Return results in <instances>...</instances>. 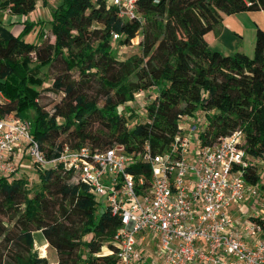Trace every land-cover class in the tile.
Masks as SVG:
<instances>
[{
  "label": "trees",
  "instance_id": "16d2710c",
  "mask_svg": "<svg viewBox=\"0 0 264 264\" xmlns=\"http://www.w3.org/2000/svg\"><path fill=\"white\" fill-rule=\"evenodd\" d=\"M135 6L141 24L119 19L103 0H59L47 20L53 40H45L39 26L37 44L21 37L32 23L23 21L14 35L12 22H0V94L6 99L0 101V116L28 118L32 110L30 135L50 157L63 146L102 149L113 143L129 153L141 152L146 144L151 153L160 152L176 133L178 121L199 111L204 117L197 136L200 144L238 129L244 149L264 162V31L255 29L251 56L222 55L204 39L223 15L264 10V0H135ZM33 7L34 0H0V9L10 14ZM112 33L118 38L112 39ZM136 34L138 53L115 59L109 41L129 44ZM56 59L62 70L52 78L50 89L61 96L47 113L37 103L43 83L40 69ZM91 82L94 97L83 89ZM150 87L155 94L144 106L146 120L127 126L117 105ZM97 97L102 99L99 106ZM61 133L65 136L56 143ZM129 170L147 174L148 167L137 164ZM244 176L253 184L260 176L264 180V170H248ZM37 177V185L31 182L34 188H29L22 177L7 181L0 176V211L12 221L8 230L0 222L5 252L0 250V264H50L32 249L34 231L54 248L56 262L49 257L51 264H77L82 254L84 264H110L111 254L96 253L104 245L115 250L116 217L106 208L94 215L93 195L70 171L44 169ZM86 234L88 239L83 238Z\"/></svg>",
  "mask_w": 264,
  "mask_h": 264
},
{
  "label": "built area",
  "instance_id": "2783aa9c",
  "mask_svg": "<svg viewBox=\"0 0 264 264\" xmlns=\"http://www.w3.org/2000/svg\"><path fill=\"white\" fill-rule=\"evenodd\" d=\"M103 1L119 19L141 24L135 0ZM111 36L118 38L117 33ZM181 120L160 152L151 153L146 144L141 152L129 153L113 143L102 149L63 146L47 157L30 135L29 120L1 115L0 176H13L14 157L21 151L31 157L37 174L44 169L70 171L88 193L103 196L118 226L112 237L115 250L96 255L111 254L110 264H156L153 259L160 264H264V209L242 204L247 196H264V180L258 192V180L247 183L244 176L248 170L259 174L260 158L244 149L238 129L211 144H200L198 137L191 144ZM137 164L147 165V174L129 170ZM143 233L150 235L148 258Z\"/></svg>",
  "mask_w": 264,
  "mask_h": 264
},
{
  "label": "rangeland",
  "instance_id": "374dc122",
  "mask_svg": "<svg viewBox=\"0 0 264 264\" xmlns=\"http://www.w3.org/2000/svg\"><path fill=\"white\" fill-rule=\"evenodd\" d=\"M58 1L59 0H34L33 9L24 14H10L6 8L0 9V22L3 24H8L12 22L11 31L14 34L20 32L23 21L32 23L31 27L28 30L23 31L21 33V37L25 42L37 44L41 38V35L37 33L40 27L43 28V30L46 32V36L44 37V39L48 40L49 42H52L53 38L49 33L47 20L49 19L50 9L54 8L56 4L58 3ZM138 39H139V35L136 34L131 39V42L129 44H118L117 40H110L109 43H110L111 51L115 59L121 60V59L126 58L129 55L137 54L138 53V46H137ZM61 70H62V63L59 59L54 60L50 65L43 66L40 69V71L43 73V83L38 88L39 94L37 97V103L47 113H51L53 110V106L60 101V96H61L60 93L54 90H51L50 84H51L52 78L56 74L61 72ZM73 76L77 77L76 73H73ZM95 87L96 86H94L93 82L83 85V89H85L86 95H88L89 97L95 96V92H96ZM154 94H155L154 87H150L144 90H138L134 93L133 100L126 101L120 105H117L116 110L120 113L119 116L124 118L125 122L127 123V126L132 125L137 121L146 120L144 106L146 103L150 101L151 97H153ZM95 100L97 101V105L99 106L102 99L97 97ZM0 101L5 102L6 99L3 98L2 95H0ZM32 114H33V111L29 110L28 116L30 118ZM194 114L182 119L179 122L184 132L189 135V138L191 139V144L195 143V139L197 138V135L202 131L203 125H204L203 124L204 123L203 113L196 111L194 112ZM29 117L26 119L31 122V119ZM97 124L98 122H94V125H97ZM193 124H195L197 127L194 129H191V125ZM64 136H65V133L59 134L55 142L57 143L58 141L63 139ZM14 158H15L14 164L17 167V169L13 173V176L12 175L5 176L7 181L22 177L27 181L26 183L27 187L29 186V188H31L33 187L32 185L36 186L37 185L36 181H38V179H36L37 171L33 169L34 167L32 164L31 157L27 154L22 155L21 151H18ZM256 170L260 174L264 170V162H262V160L260 159L257 163ZM31 174L34 175V178L32 180H30ZM29 183H31L32 185H29ZM256 188L258 192H261V188H263L261 176L258 179ZM92 198L94 200L93 213L94 215H98L99 212L103 211V209L105 208L104 197L100 195H93ZM242 204H244L245 207L247 208H249V206L253 207L258 212L262 211L264 209L263 208L264 196L260 195V193L255 196H247V198L242 201ZM7 219L8 218H7L6 213L0 211V222L3 223L5 230L10 229L12 225V221L10 220L8 221ZM142 235L145 239L143 244L150 241V235L148 233H143ZM32 237H33L32 249L35 250L37 255L45 257L48 263H51L49 260V257L50 259L55 260V250L53 247L49 245H46L45 247H43L44 249L48 250L49 252L48 254L42 249L37 248V246H39L41 242H43V237L41 233L39 231H34L32 233ZM89 237H90V234H86L83 236V238L85 239H88ZM1 247H2V244H0V250H2L4 254L5 253L4 249H1ZM10 249H13V247L10 246L9 250ZM106 249L107 247L104 245L100 247L99 252L104 253ZM153 260L155 261L156 264H160L158 259H153ZM84 263H85L84 254H82L80 255V259L77 264H84Z\"/></svg>",
  "mask_w": 264,
  "mask_h": 264
},
{
  "label": "crops",
  "instance_id": "0c3cea01",
  "mask_svg": "<svg viewBox=\"0 0 264 264\" xmlns=\"http://www.w3.org/2000/svg\"><path fill=\"white\" fill-rule=\"evenodd\" d=\"M256 28L264 31V10L239 11L223 15L216 30L207 31L204 34V39L210 49L216 50L222 55L241 52L246 56H251ZM11 33L14 34L12 31ZM44 243L46 242L43 239L41 244ZM142 246L148 258V254H151V241ZM55 262L56 256L52 263Z\"/></svg>",
  "mask_w": 264,
  "mask_h": 264
},
{
  "label": "bare ground",
  "instance_id": "6f19581e",
  "mask_svg": "<svg viewBox=\"0 0 264 264\" xmlns=\"http://www.w3.org/2000/svg\"><path fill=\"white\" fill-rule=\"evenodd\" d=\"M47 245V243L41 244L38 247H45Z\"/></svg>",
  "mask_w": 264,
  "mask_h": 264
}]
</instances>
